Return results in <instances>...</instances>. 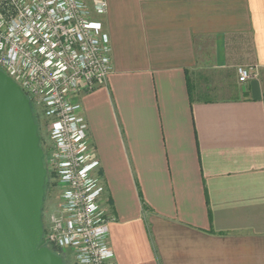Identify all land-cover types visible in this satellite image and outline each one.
Segmentation results:
<instances>
[{"label": "crops", "instance_id": "0c3cea01", "mask_svg": "<svg viewBox=\"0 0 264 264\" xmlns=\"http://www.w3.org/2000/svg\"><path fill=\"white\" fill-rule=\"evenodd\" d=\"M107 2L113 71L80 100L115 263L264 264V0Z\"/></svg>", "mask_w": 264, "mask_h": 264}, {"label": "built area", "instance_id": "2783aa9c", "mask_svg": "<svg viewBox=\"0 0 264 264\" xmlns=\"http://www.w3.org/2000/svg\"><path fill=\"white\" fill-rule=\"evenodd\" d=\"M107 9V0H0V69L52 119L44 162L60 204L45 221L43 238L75 264H116L114 216L103 206L101 161L80 100L106 85L113 71L110 37L96 17ZM237 73L245 83L255 69L240 66Z\"/></svg>", "mask_w": 264, "mask_h": 264}, {"label": "water", "instance_id": "95a60500", "mask_svg": "<svg viewBox=\"0 0 264 264\" xmlns=\"http://www.w3.org/2000/svg\"><path fill=\"white\" fill-rule=\"evenodd\" d=\"M46 183L31 100L0 69V264H66L43 238Z\"/></svg>", "mask_w": 264, "mask_h": 264}, {"label": "rangeland", "instance_id": "374dc122", "mask_svg": "<svg viewBox=\"0 0 264 264\" xmlns=\"http://www.w3.org/2000/svg\"><path fill=\"white\" fill-rule=\"evenodd\" d=\"M254 69H255V76L253 78H256L259 75V70L256 68ZM36 113H37L36 114L37 122L39 121L41 146L44 150V153L46 152L47 154H49L48 147L51 145V141L49 139L48 130L52 122V119L48 117H44L43 115H40V113L37 111ZM47 180H48V185H47V195H46L44 209H43V223H45V221H47V219L51 215H55L59 213V204H60L59 189L56 188L54 182L52 181V178L48 176ZM64 260L67 261V264H75L74 261H69L67 258H64Z\"/></svg>", "mask_w": 264, "mask_h": 264}, {"label": "trees", "instance_id": "16d2710c", "mask_svg": "<svg viewBox=\"0 0 264 264\" xmlns=\"http://www.w3.org/2000/svg\"><path fill=\"white\" fill-rule=\"evenodd\" d=\"M196 92H197L196 87H194V86L190 87V96H191V98H192V101H193V98H194ZM201 96H203L204 99L210 101V100L213 99L214 94L211 93L210 90H207L206 92L202 93ZM33 109H34V112H35L34 117H35V120H36V114H37V113H36V109H35L34 107H33ZM36 122H37V121H36ZM47 185H48V180H47V183H46V188H47ZM64 261H65V263L67 264V261H66V260H64Z\"/></svg>", "mask_w": 264, "mask_h": 264}, {"label": "flooded vegetation", "instance_id": "af4514ba", "mask_svg": "<svg viewBox=\"0 0 264 264\" xmlns=\"http://www.w3.org/2000/svg\"><path fill=\"white\" fill-rule=\"evenodd\" d=\"M36 121H37V119H36ZM37 123L39 125V121ZM47 179H48V177H47ZM46 195H47V188H46V192H45V199H46ZM44 204H45V201H44ZM43 209H44V206H43Z\"/></svg>", "mask_w": 264, "mask_h": 264}]
</instances>
